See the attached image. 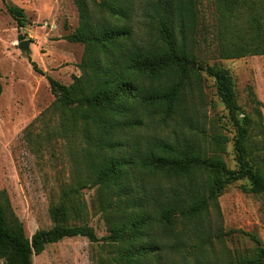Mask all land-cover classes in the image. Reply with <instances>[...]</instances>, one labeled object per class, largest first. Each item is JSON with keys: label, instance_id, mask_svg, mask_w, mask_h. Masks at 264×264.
Returning <instances> with one entry per match:
<instances>
[{"label": "trees", "instance_id": "trees-1", "mask_svg": "<svg viewBox=\"0 0 264 264\" xmlns=\"http://www.w3.org/2000/svg\"><path fill=\"white\" fill-rule=\"evenodd\" d=\"M74 2L80 26L68 40L85 45L82 75L71 85L48 77L55 101L39 120L48 124L59 117L51 136L73 146L75 165L50 206L52 228L39 230L32 238L27 237L8 192L0 191V261L34 264L35 255L67 238L99 242L88 224L83 194L95 189L97 206L111 224L107 239L122 246L123 264L151 263L166 253L180 256L182 264H210L209 245L213 238L222 241L223 232L214 231L209 215L212 209L221 215L219 198L224 190L248 179L250 187L245 189L264 196L260 110L255 108L257 121L241 108L228 70L199 64L194 49L195 0ZM218 2L221 25L216 50L221 59L264 56V0ZM7 10L20 28L25 27L22 9L7 4ZM239 19L244 22L238 23ZM201 71L215 80L237 130L236 170L224 159L229 139L221 135L211 138L214 154L202 145L208 137L198 128L182 141L144 134L138 138L149 122L167 125L180 118L184 126L192 121L189 101L192 86L199 90L202 84ZM2 78L0 66V96ZM254 241L252 257L229 264H264V245L257 237Z\"/></svg>", "mask_w": 264, "mask_h": 264}, {"label": "rangeland", "instance_id": "rangeland-1", "mask_svg": "<svg viewBox=\"0 0 264 264\" xmlns=\"http://www.w3.org/2000/svg\"><path fill=\"white\" fill-rule=\"evenodd\" d=\"M7 4L25 12V27H19L8 12ZM218 4V0H195L198 10L194 34L196 57L202 66L228 70L235 82L239 105L254 119L257 116L255 108H258L264 124V56L221 59L216 50V35L221 25ZM237 21L244 22L243 19ZM79 26L80 13L74 0H0V66L4 87L0 96V191L8 192L28 238L39 230L52 228L50 206L75 165V155L70 149L75 152L73 146L51 136L59 117L47 120L48 124L39 118L55 101L48 77L71 85L82 75L80 66L85 45L68 40ZM22 42H27L29 52L20 48ZM33 63L41 72L34 69ZM200 73L202 84L199 90L192 86L194 92L189 101L192 121L184 126L180 118L167 125L149 122L138 138L144 134L182 141L193 137L198 128L208 137V143L202 145L208 146L214 154L211 138L221 135L229 139L224 159L230 169L236 170L237 130L218 96L215 80L206 72ZM133 135L131 132L129 139H134ZM245 186L250 187L248 179L224 190L219 198L221 215L210 210L209 222L214 224V231L223 232L222 241L213 238V244L209 245L210 264H229L233 260L252 257L256 249L254 237L264 245V196L248 192ZM83 194L88 224L95 229L99 242L92 243L86 237L64 239L48 245L41 255H35L34 264H123L119 261L122 246L107 239L111 224L97 206L96 190L85 189ZM164 255L151 263L139 264H182L180 256ZM0 264L5 263L0 261Z\"/></svg>", "mask_w": 264, "mask_h": 264}, {"label": "water", "instance_id": "water-1", "mask_svg": "<svg viewBox=\"0 0 264 264\" xmlns=\"http://www.w3.org/2000/svg\"><path fill=\"white\" fill-rule=\"evenodd\" d=\"M20 48L29 52V47H28L27 42H22L20 44Z\"/></svg>", "mask_w": 264, "mask_h": 264}]
</instances>
